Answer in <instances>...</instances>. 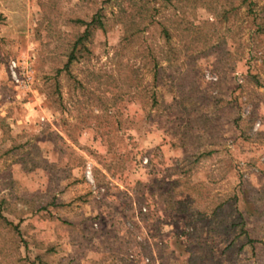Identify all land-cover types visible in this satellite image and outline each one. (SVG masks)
<instances>
[{
    "label": "rangeland",
    "instance_id": "1",
    "mask_svg": "<svg viewBox=\"0 0 264 264\" xmlns=\"http://www.w3.org/2000/svg\"><path fill=\"white\" fill-rule=\"evenodd\" d=\"M0 214V264H264V0H0Z\"/></svg>",
    "mask_w": 264,
    "mask_h": 264
},
{
    "label": "trees",
    "instance_id": "2",
    "mask_svg": "<svg viewBox=\"0 0 264 264\" xmlns=\"http://www.w3.org/2000/svg\"><path fill=\"white\" fill-rule=\"evenodd\" d=\"M136 3H132V5H135ZM138 6V5H137ZM138 8H140V5L138 6ZM78 20V19H77ZM82 22V24L84 25V29L81 32V34H79L75 40L73 41L70 50L68 51L67 55H66V61L64 63V66L67 67L68 64L71 62V60L74 58L75 55V51L76 48L79 44L82 45V42L88 38V36L90 35L91 29L92 28H103V21H102V13H101V9H97L90 17V19L88 21H79ZM162 34L163 36L166 38L167 37V32L165 29H162ZM0 221L3 225H7V226H12L11 223L9 221H7L5 219V217H3L0 214ZM15 226V225H14Z\"/></svg>",
    "mask_w": 264,
    "mask_h": 264
},
{
    "label": "built area",
    "instance_id": "3",
    "mask_svg": "<svg viewBox=\"0 0 264 264\" xmlns=\"http://www.w3.org/2000/svg\"><path fill=\"white\" fill-rule=\"evenodd\" d=\"M14 67H15V63L13 61H11L10 64H9V70H10V74L12 75V77H15ZM14 80L17 81L16 78H14ZM90 172H91L90 171V166L88 164H86L85 167H84V175H85L86 178H88L91 181Z\"/></svg>",
    "mask_w": 264,
    "mask_h": 264
}]
</instances>
